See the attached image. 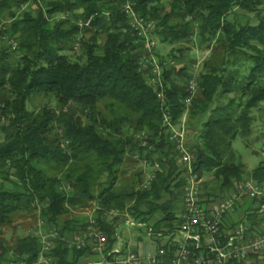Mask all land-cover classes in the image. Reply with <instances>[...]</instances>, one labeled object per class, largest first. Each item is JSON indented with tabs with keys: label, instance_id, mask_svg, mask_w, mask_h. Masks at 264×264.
I'll return each mask as SVG.
<instances>
[{
	"label": "trees",
	"instance_id": "16d2710c",
	"mask_svg": "<svg viewBox=\"0 0 264 264\" xmlns=\"http://www.w3.org/2000/svg\"><path fill=\"white\" fill-rule=\"evenodd\" d=\"M133 1L139 13L158 22L161 42L174 44L197 35L200 44L212 48V56L224 51L221 66L211 59L203 65L189 120L208 116L191 148L195 172L201 177L213 173L217 188L232 190L246 173L245 166L236 162L233 142L239 133L251 134L253 108L264 103V0ZM125 2L0 0V23L6 17L12 20L6 30H0V128L5 135L0 140V176L18 179L13 188L0 181V225L12 224L16 213L41 210L43 224L56 227L64 236L85 219L71 217L61 224V217L93 201L101 208L98 221L112 243L117 223L107 224L100 214L103 209L131 206L132 213L146 222L160 210L165 216L153 224L155 231L178 222L175 209L183 199L184 172L174 143L162 131L166 111L172 113L174 123L182 117L192 72L161 61L167 98L163 104L158 89L148 84L140 70L143 46L122 10ZM29 3L37 4V9L27 8L21 14ZM235 8L258 14L259 23L232 21L229 17ZM105 11L110 16L102 15ZM66 12L68 17L54 18ZM80 19L89 24L81 25ZM79 36L85 58L72 60L67 50L76 51ZM9 39L17 40V49ZM239 53L248 55L253 65L248 77L236 83L238 69L228 70L226 64L228 56ZM15 54L19 58L14 59ZM231 93L236 97L213 107L222 95ZM38 94L54 95L59 108L45 105L38 112L31 110L28 102ZM144 130L149 131L147 146L139 137ZM128 153L152 165L160 163L151 188L140 189V177L131 189H115ZM103 175L107 179L100 182ZM251 175L263 182L264 162ZM56 244L52 255L60 264H81V257L91 253L88 248H70L62 239ZM41 247L38 236L29 234L12 249L26 255L30 264L38 260ZM10 250L0 246V264L8 263Z\"/></svg>",
	"mask_w": 264,
	"mask_h": 264
},
{
	"label": "built area",
	"instance_id": "2783aa9c",
	"mask_svg": "<svg viewBox=\"0 0 264 264\" xmlns=\"http://www.w3.org/2000/svg\"><path fill=\"white\" fill-rule=\"evenodd\" d=\"M116 2V0H113ZM122 10L129 16V24L137 34V42L142 43L143 50L140 54V70L146 73L148 84L158 89V97L163 104L167 103L165 94V70L158 55L156 32L157 21L151 17L144 16L136 9L133 0H125ZM80 13L83 9L78 10ZM102 15L110 16L109 11ZM69 16V13L58 14L54 18L59 21ZM81 25H88L83 19L79 20ZM8 22L0 23V30H6ZM79 36L74 42L75 49L80 45ZM13 49H17L18 42L15 39L7 40ZM202 68L192 72L186 84V96L183 100L184 113L178 123H174L171 112L166 111L163 131L165 139L175 145V152L179 164L184 172V184L182 202L176 211L178 222L168 229L155 231L153 223L139 220L132 213L131 206L125 209L113 206L101 210V215L107 224L122 221L127 227L137 228L140 233L146 232L154 241L163 240L157 246L155 253L143 254L126 246L123 237L117 228L114 233L116 241L110 242L109 236L98 221L100 207H94L84 223L77 230L60 234L56 227L48 226V229L35 234L38 236L41 252L38 260L30 264H60L59 259L52 255L57 247V240H64L70 248L90 249L91 253L102 257L101 263L97 264H239L251 257L264 260V230L252 233L244 221L225 229V216L234 211L235 207L244 198H250L258 202L257 211L264 217V181L261 182L254 177L240 179L233 190L222 198H206L203 195V179L193 166L195 154L190 146L188 126L190 108L194 98L200 89L199 76ZM148 130L139 134L143 145L147 146ZM140 158L138 154L134 155ZM149 169L145 172L140 183V189H149L157 176L160 163L155 161L152 165L144 160ZM44 221H42V224ZM118 227V225H117ZM26 255L11 249L7 255V264H29Z\"/></svg>",
	"mask_w": 264,
	"mask_h": 264
},
{
	"label": "rangeland",
	"instance_id": "374dc122",
	"mask_svg": "<svg viewBox=\"0 0 264 264\" xmlns=\"http://www.w3.org/2000/svg\"><path fill=\"white\" fill-rule=\"evenodd\" d=\"M167 8H169V2L166 1ZM38 7L37 4L29 3L26 4L23 8L20 9L22 12L29 8L31 10H36ZM262 13L264 14V5L261 7ZM20 13V12H19ZM232 21L239 22L240 24H255L259 23L260 17L258 14L253 12H246L240 8H235L233 13L230 14L229 17ZM10 24L12 20L9 17H6L5 22ZM103 40V38H102ZM156 42H157V50L159 52V56L161 61H163L166 65H174L176 69L179 67L185 66L190 72L195 70H199L203 67L205 62L211 59L216 65L221 66V63L224 60V51L222 49L218 50L212 56V48L208 46V44H200V40L197 35H194L189 41H177V43L170 42H161L159 34L156 32ZM67 53L70 55L72 60H79L80 57L85 58L83 49L80 47L76 49V51L67 50ZM228 54L226 55V57ZM232 63L226 64L228 70L238 69L233 82H240V80L248 77L250 70L253 65V60L250 59L248 55H244L242 53L235 54L234 56H228ZM227 57V58H228ZM19 58L18 54L14 55V59ZM203 70V69H202ZM201 74V72H200ZM176 78H180V76L175 75ZM247 81V80H246ZM235 98L234 94H225L222 95V98L213 104V107L226 104L230 101L231 98ZM29 108L33 111L38 112L43 106L49 105L55 108H59L57 103V98L54 95H44L38 94L31 97L28 102ZM262 108H264V103H261ZM102 111L105 114H108V111L105 109L104 105L101 106ZM259 108V107H258ZM253 108V115L256 113V117L253 121V129L250 135L245 136L241 133L236 137L237 139L233 142V151L236 154V162L242 163L245 166L246 173H252L253 169L258 167V165L264 162V112H261V108ZM262 113V115H261ZM207 115H204L200 118H194L188 121V126L190 128L189 140L191 148L194 147L195 143L198 141V136L203 128V123L207 119ZM5 121V120H4ZM1 127V126H0ZM5 137L4 133L0 128V140H3ZM41 167H45L46 165L39 164ZM182 168V167H180ZM144 160L141 158H136L132 153H128L126 155V160L124 164L120 168L119 179L116 182V188H121L122 190L131 189L133 187L134 181H136L137 185L140 177L143 178L145 172L149 169H145ZM56 172L50 170V174H54ZM141 174V175H140ZM0 179H3L0 176ZM107 179L106 175H103L100 179V182H104ZM6 186L9 188H13L14 182L10 180H2ZM205 182L208 185L204 188L209 191L215 184V178L213 173L206 174L203 176V184ZM202 184V185H203ZM67 186V184H65ZM206 185V184H205ZM216 186V185H215ZM98 188L96 189L98 193ZM216 190V189H215ZM98 204L97 201L90 202L89 205H86L84 208L77 207L71 208V212L64 214L61 217L60 223L63 224L66 220L71 219V217H77L80 219H84L85 216H88V213L96 207ZM177 206V208H179ZM41 210H36L31 213H16L14 215V222L9 225H0V246L4 245L10 249L14 247L15 242L25 236H29V234H35L38 231L47 230L48 226L42 224V217H40ZM120 232L123 233L127 228L125 226H120ZM69 233V232H68ZM143 233V241L145 242V246L143 248L136 247V249L143 254H147L149 251L151 253H155L157 248V243L154 239L149 236L146 232Z\"/></svg>",
	"mask_w": 264,
	"mask_h": 264
},
{
	"label": "crops",
	"instance_id": "0c3cea01",
	"mask_svg": "<svg viewBox=\"0 0 264 264\" xmlns=\"http://www.w3.org/2000/svg\"><path fill=\"white\" fill-rule=\"evenodd\" d=\"M258 107L261 108V112H264V108H262V106H258ZM255 117H256V113L254 114V119ZM252 129H253V126H252ZM251 174L252 173H245L241 179L246 178V177H252ZM3 179H0V181L2 182ZM202 179H203V176H202ZM15 181H18V179L14 175H12L11 182H15ZM237 182L239 181H236L235 185ZM205 184L202 185V190H203L202 192L206 198H212V197L222 198V197H225L229 191H231V190H226V192H222L219 188L215 186L216 184L209 191H207L204 188L208 185V183L205 182ZM181 202L178 204V206L181 205ZM257 206H258V202L256 200H252L250 198H244L243 200H241L240 203L234 208L235 210L229 212L225 216L223 220L225 224V229L234 226L238 222L244 221L245 223H247L252 233H256V232L264 230V217L261 214H259V212L257 211V208H256ZM178 209L179 208H176L175 210H178ZM164 216H165L164 213L159 210L157 211L156 215H154L151 218L150 222L153 224H156V222L163 219ZM117 225H118L117 228L119 229V232H120V228H119L120 226H125L127 228L123 233L120 232V234L123 237V242L125 243L126 246L130 245L134 249H136V247L143 248V246H145V242L143 241L144 240L143 233H140V231L137 228L127 227L122 221H119ZM161 229H168V227L164 226ZM155 242L157 243L156 245V248H157V246L160 243H162L163 240L162 242L161 240H159L160 243L158 241H155ZM101 261H102V257H100L97 254H93V253H89L86 256L81 257L80 259L81 264H97V263H101ZM239 264H264V260L258 257L257 258L251 257L249 259L244 260L243 262H240Z\"/></svg>",
	"mask_w": 264,
	"mask_h": 264
}]
</instances>
